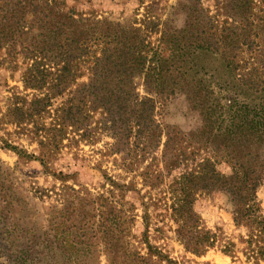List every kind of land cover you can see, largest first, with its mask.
<instances>
[{"label": "trees", "instance_id": "1", "mask_svg": "<svg viewBox=\"0 0 264 264\" xmlns=\"http://www.w3.org/2000/svg\"><path fill=\"white\" fill-rule=\"evenodd\" d=\"M226 1L224 20L205 16L199 8L198 17L190 16L180 31L185 34L181 57L187 68L178 74L171 71L178 62L145 70L148 57L140 29L105 23L92 25L96 32L89 33L72 14L55 13V26L49 28L57 54L50 59L41 53L61 68L52 85L55 95L62 96L69 87L70 96L57 109L54 127L39 136L40 146L59 150L66 137L75 144L95 143L94 133L104 130L114 140L104 156H119L114 160L123 175L117 180L103 171L109 188L97 196L73 188V196L58 195L50 207L49 229L40 235L21 226L31 223L24 215L28 201L0 186V264H100L102 255L109 264H176L149 239L150 209L157 206L152 191L167 180L165 207L186 252L202 256L225 241L223 252L231 255L236 245L219 228L208 229L195 209L199 195L221 192L233 206L235 226L248 230L242 242L249 246L250 258L264 260V215L257 197L264 184V8L259 7L257 18L256 0ZM11 22L0 16V30ZM91 41L101 45L100 54L89 51ZM82 61H88L87 81L77 83ZM43 74L37 87L43 85ZM140 76L145 95L138 91ZM180 79L191 82L182 86ZM179 91L200 114L202 126L196 133L157 119L158 100ZM44 101L35 99L31 106L37 109ZM96 114L100 119L92 128ZM218 161L226 162L231 173L220 172ZM41 164L47 165L43 157ZM136 179L148 189L141 196L140 215L137 204L127 199L131 192L140 194ZM49 192L37 189L34 197L45 200L51 198ZM139 219L145 254L130 239Z\"/></svg>", "mask_w": 264, "mask_h": 264}, {"label": "rangeland", "instance_id": "2", "mask_svg": "<svg viewBox=\"0 0 264 264\" xmlns=\"http://www.w3.org/2000/svg\"><path fill=\"white\" fill-rule=\"evenodd\" d=\"M7 1L6 4H0V16L5 15L12 21L8 27L0 30V186L16 192L28 201L24 215L28 216L27 221L31 223L28 226H21L26 229L31 228L40 235L49 229L48 221L53 217V209L50 207L56 205L55 200L58 199V195L66 198L73 196V188L82 190L81 193L90 192L92 196H97L109 188L103 177V171L117 180L119 175H123L116 166L118 163L114 160L119 156H104L114 143L113 138L104 130H97L94 133L91 140L96 141L95 143L76 137L80 141L75 144L66 137L62 143L64 146L59 150L40 146L39 136L43 134V131L47 132L54 127L57 122V109L70 96L69 87L62 96L55 95L52 85L62 74L61 68L42 56V53H45L46 57L52 59V56L57 54L51 41L52 27L49 28L51 24H55V13L61 10L66 14H72V18L82 20L85 30L89 33L95 30L91 28L92 25L99 27L105 23L111 26L120 24L122 27L140 29L144 38V56L148 57H146L145 70L157 66L169 68L170 65L178 62L171 67V71L178 74V71L183 72L187 68V64L181 57L185 52L183 38L185 34L180 31L184 30L190 16L197 18L199 8H204L205 16L222 21L227 12V1ZM263 2L264 0H256L257 18L261 16L258 11L259 7L264 8ZM100 48L98 41H91L89 44V51H92V54H100ZM169 57L170 60L166 63ZM87 64L88 61L79 62L83 76L77 80V83L87 81ZM41 72L44 73L43 85L37 87L42 84V81H39ZM27 80L31 81L33 88L27 85L25 82ZM194 80H196L195 77ZM190 82L191 80H178L179 85L182 86ZM136 83L140 95H145L143 77L137 78ZM39 98H45V101L43 105L34 109L31 103ZM158 101L156 115L163 125L176 127L184 133L199 131L202 119L199 112L190 106L186 93L179 91ZM36 110L41 111L35 112ZM93 119L94 123L91 127L97 128L96 121L100 119V115L96 114ZM14 147L17 149H13ZM42 157L47 162L46 166L41 164ZM217 168L223 174L231 173V168L226 162L218 161ZM178 174L179 172H175L173 175L178 176ZM136 180L138 182L136 188L140 190V194L131 192L127 195V199L137 204L140 215L141 196L148 189H143L141 179ZM168 182L170 180H167L160 189L152 191L157 202V206H152L150 209L153 216L149 239L153 245L169 254L176 264H264V260L250 258L249 246L242 242L243 239H248V230L235 226L233 206L228 196L221 192L199 195L195 209L208 229L217 231L219 228L223 238L236 245L232 248L231 255L223 252L225 241L218 243L215 248L202 256L186 252L175 236L176 225L165 207L166 199L169 197ZM37 189L43 192L50 191L51 198L36 199L34 193ZM257 197L264 215V184L258 190ZM143 230L142 220L139 219L137 226L130 234V239L135 249L145 254L146 245L142 243L141 236ZM100 264H109L105 255L101 256Z\"/></svg>", "mask_w": 264, "mask_h": 264}]
</instances>
